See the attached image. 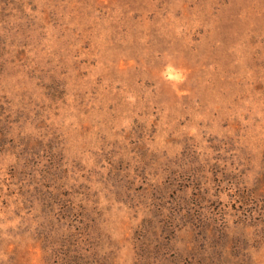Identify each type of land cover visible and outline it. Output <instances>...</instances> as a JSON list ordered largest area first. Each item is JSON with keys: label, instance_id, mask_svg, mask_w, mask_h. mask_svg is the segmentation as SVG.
Instances as JSON below:
<instances>
[{"label": "rangeland", "instance_id": "rangeland-1", "mask_svg": "<svg viewBox=\"0 0 264 264\" xmlns=\"http://www.w3.org/2000/svg\"><path fill=\"white\" fill-rule=\"evenodd\" d=\"M0 264H264V0H0Z\"/></svg>", "mask_w": 264, "mask_h": 264}]
</instances>
